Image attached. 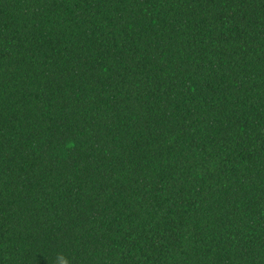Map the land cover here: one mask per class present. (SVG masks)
Listing matches in <instances>:
<instances>
[{"label": "trees", "instance_id": "1", "mask_svg": "<svg viewBox=\"0 0 264 264\" xmlns=\"http://www.w3.org/2000/svg\"><path fill=\"white\" fill-rule=\"evenodd\" d=\"M264 264V0H0V264Z\"/></svg>", "mask_w": 264, "mask_h": 264}, {"label": "clouds", "instance_id": "2", "mask_svg": "<svg viewBox=\"0 0 264 264\" xmlns=\"http://www.w3.org/2000/svg\"><path fill=\"white\" fill-rule=\"evenodd\" d=\"M55 264H70V261L63 253H59L56 256Z\"/></svg>", "mask_w": 264, "mask_h": 264}]
</instances>
